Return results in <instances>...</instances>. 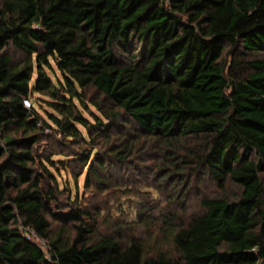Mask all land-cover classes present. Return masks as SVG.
<instances>
[{
  "label": "trees",
  "instance_id": "16d2710c",
  "mask_svg": "<svg viewBox=\"0 0 264 264\" xmlns=\"http://www.w3.org/2000/svg\"><path fill=\"white\" fill-rule=\"evenodd\" d=\"M0 264H264V0H0Z\"/></svg>",
  "mask_w": 264,
  "mask_h": 264
},
{
  "label": "rangeland",
  "instance_id": "374dc122",
  "mask_svg": "<svg viewBox=\"0 0 264 264\" xmlns=\"http://www.w3.org/2000/svg\"><path fill=\"white\" fill-rule=\"evenodd\" d=\"M46 134H49V132H45ZM44 144H46V145H42V146H47L49 143H44ZM63 174V173H62ZM59 179V182L63 185V183H64V179H65V176H62V178H58ZM68 181H69V184H70V186L72 187V180H71V178L70 177H68ZM203 182V183H202ZM82 183H83V176H81L80 178H79V180H78V184H79V188H80V191H81V186H82ZM198 184H199V187H200V190L201 191H215V186H214V184L213 183H211V182H209L208 180H204V181H199L198 182ZM61 185V186H62ZM232 187V188H231ZM229 190V194H230V196H233V195H235L237 192H236V188H234V186H230V188L228 189ZM154 197H156V194L154 195ZM194 202V201H193ZM191 204L192 203H188V206L190 207L191 206ZM125 205V210L127 211V213L130 215V213H132L131 212V207L128 205H126V204H124ZM195 205V204H194ZM194 206H193V208H192V210H194ZM130 218H132V215H130ZM30 237H31V239L32 240H34V241H36L38 244H40L43 248H45L44 247V244L42 243V241H40V240H38L34 235H29Z\"/></svg>",
  "mask_w": 264,
  "mask_h": 264
},
{
  "label": "built area",
  "instance_id": "2783aa9c",
  "mask_svg": "<svg viewBox=\"0 0 264 264\" xmlns=\"http://www.w3.org/2000/svg\"><path fill=\"white\" fill-rule=\"evenodd\" d=\"M23 104H24V107H25L26 109H29V108L31 107V102H30V100H28V99H23ZM38 126H41V124L38 123ZM46 132H49V131L46 130ZM29 235H34V236L36 237L35 233H34L32 230H31L30 232L27 233V235H26V238H27V239H31V237H30ZM36 238H37V237H36ZM37 239H38V238H37ZM38 240H40V239H38ZM40 241H42V243L44 244V247H45V242H44L43 240H40Z\"/></svg>",
  "mask_w": 264,
  "mask_h": 264
}]
</instances>
